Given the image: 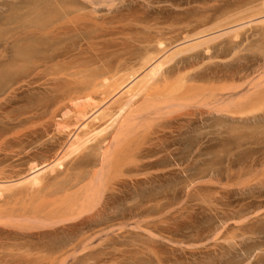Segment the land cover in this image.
<instances>
[{
  "label": "bare ground",
  "instance_id": "6f19581e",
  "mask_svg": "<svg viewBox=\"0 0 264 264\" xmlns=\"http://www.w3.org/2000/svg\"><path fill=\"white\" fill-rule=\"evenodd\" d=\"M106 1L17 0L12 15L0 10V116L27 94L19 121L0 117V264H86L99 259L96 241L113 250L129 225L111 218V199L125 177L138 181L159 163L165 133L240 114L264 86V46L243 54L264 43V2L128 23L98 17ZM255 24L259 33L242 32Z\"/></svg>",
  "mask_w": 264,
  "mask_h": 264
},
{
  "label": "rangeland",
  "instance_id": "374dc122",
  "mask_svg": "<svg viewBox=\"0 0 264 264\" xmlns=\"http://www.w3.org/2000/svg\"><path fill=\"white\" fill-rule=\"evenodd\" d=\"M5 1L6 5L0 4L3 6L0 10L4 16L11 14L9 11L13 12L15 7L16 9L20 7L18 3L17 6L15 5L17 0ZM67 1L86 2V0ZM93 1L97 4L99 2V0L98 2ZM109 1L111 0L106 2ZM114 1L116 0H112L111 8L108 6L110 2L108 4L105 2L106 5L103 7L99 5L97 11L100 15L98 17L108 20L118 15L117 19H125L128 23H135V21L147 23L149 19L158 16H163L167 20V16H172L171 11H182L181 16L184 15L185 18V15L186 17L190 15L188 18L191 19L193 16L194 18L201 16L199 12L205 9L208 12H214L215 8L219 9L229 5H232L230 7L233 9L236 4L243 7L245 0L242 2L241 0ZM249 2L252 0L245 1V9ZM257 2H259L258 6H261L264 0ZM0 3L3 2L0 0ZM10 3L15 6H13L14 10L9 8ZM159 7H166L170 13L168 15L159 13ZM202 8L205 9L202 11ZM196 13H198L197 16H195ZM173 16L174 18L169 19L170 22L175 19L176 15ZM8 17L5 19L7 20ZM178 18L182 17L178 16ZM169 21L165 22L164 26L167 27ZM2 27L0 24V28ZM132 28L133 33L137 32L134 30L135 27L132 26ZM260 28V25L255 24L242 32L252 33L257 29L259 33ZM261 44V42H258V46L249 44L250 47L246 46L248 50H244L243 54L252 57L251 55H256L253 53H257L261 56L264 43ZM240 56L245 57L242 56V52ZM229 57L227 59L234 58L230 60L231 62L228 60L229 63L232 64V61L234 63L235 57ZM240 60L242 59L238 62ZM258 77L262 79L260 72ZM242 81L237 80L236 84ZM259 88L262 91L264 86ZM40 90L38 91L43 94V90ZM260 91L258 89V100L251 102L248 100V103L245 102L247 99L241 100L243 107L242 105L237 107L243 108L241 111L238 109L240 114H230L226 120H223L217 113H214L209 120L196 121L197 131L175 133V135L165 133L167 135L162 146L160 145L161 148L159 146L156 149L157 155L153 156L155 161L152 159L154 162L158 160L159 163L151 166L146 172L145 170L139 172L140 175L137 173L138 181H135L132 174L129 178L125 177L124 179L128 180L126 187L122 186L119 191L126 198L114 192L117 196L113 195L111 199L110 206L113 207L111 209L109 207L108 210L109 214L114 213V216L113 213L110 214L111 218L123 220L124 224L129 226L124 225L126 228H122L118 233L121 235L114 237L113 242L116 246H113V250L112 247L109 250L106 242L101 243L100 241L99 244L96 241L93 252L106 251L108 254L105 252L106 255L101 256V253L100 255L97 253L99 259L91 260L90 263L86 261V264H264V101H261L264 100V96L259 95ZM37 92V97L43 96ZM25 96L19 99L24 100ZM19 99L14 100L12 105L9 104L7 109L5 108L4 114L1 115L6 118L0 116L2 121L5 122L6 119L7 122L13 124L20 120L19 117L23 116L27 108L25 103L27 100ZM10 117L15 118L12 119L13 122L9 120ZM25 126L28 127V125ZM24 127H17L16 132L24 133L30 128ZM15 130L16 128H13L11 132L16 133ZM20 130L24 131L20 132ZM162 147H166L168 152L161 151L164 150ZM65 264L85 263H75L71 260Z\"/></svg>",
  "mask_w": 264,
  "mask_h": 264
}]
</instances>
